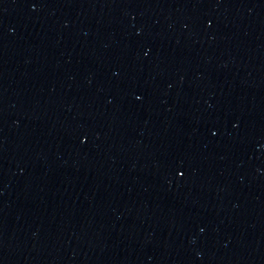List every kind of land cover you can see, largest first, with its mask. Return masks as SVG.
Returning <instances> with one entry per match:
<instances>
[{"label": "water", "instance_id": "obj_1", "mask_svg": "<svg viewBox=\"0 0 264 264\" xmlns=\"http://www.w3.org/2000/svg\"><path fill=\"white\" fill-rule=\"evenodd\" d=\"M0 264H264V0H0Z\"/></svg>", "mask_w": 264, "mask_h": 264}]
</instances>
